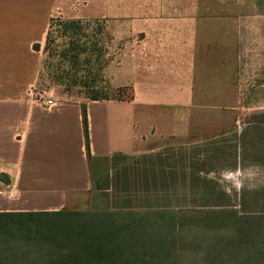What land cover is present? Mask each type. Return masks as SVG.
Masks as SVG:
<instances>
[{"label": "crops", "instance_id": "crops-1", "mask_svg": "<svg viewBox=\"0 0 264 264\" xmlns=\"http://www.w3.org/2000/svg\"><path fill=\"white\" fill-rule=\"evenodd\" d=\"M52 19H98L111 48L102 79L120 99L30 98L32 48ZM248 43L263 77L264 0H0V214L93 213L116 180H188L183 154L227 135L188 143L191 106L231 86Z\"/></svg>", "mask_w": 264, "mask_h": 264}, {"label": "trees", "instance_id": "trees-1", "mask_svg": "<svg viewBox=\"0 0 264 264\" xmlns=\"http://www.w3.org/2000/svg\"><path fill=\"white\" fill-rule=\"evenodd\" d=\"M55 23V19L50 20L44 51ZM59 23L63 35L72 34L71 27L78 24L73 20ZM33 49L38 50V46L33 45ZM77 55L73 54V61ZM106 98V93L101 92L91 91L87 95L88 101ZM252 119L255 120L252 125L235 136L240 148L237 156L243 162L249 159L251 164L264 168V113ZM83 126L86 130L84 112ZM220 138L183 154L188 180H131L130 183L116 180L112 189H116L118 196L111 206L106 201L98 212L0 214V224L20 222L21 227H36L37 223L31 219L37 217L88 219V225H81L86 228L80 231L81 235L76 233L71 240L39 246L44 249L43 259L25 264H173L181 257H198L201 264H264V211L249 207L256 203V193L249 194L248 201L242 191L238 209H224L228 198L213 188L210 181L202 180L215 163L203 161V148L212 147L213 156L221 155L222 151L213 148L218 139L225 143L226 136ZM10 244L15 249L16 245ZM197 244L209 247H185ZM0 264L12 263L0 260Z\"/></svg>", "mask_w": 264, "mask_h": 264}, {"label": "rangeland", "instance_id": "rangeland-1", "mask_svg": "<svg viewBox=\"0 0 264 264\" xmlns=\"http://www.w3.org/2000/svg\"><path fill=\"white\" fill-rule=\"evenodd\" d=\"M58 20L55 19L57 23L51 28L47 50H43L44 45L36 50L39 73L36 83L28 90L30 98L34 101V96L38 94L53 103L74 99L87 101V95L93 91L96 94L109 92V95L120 99V90L111 91L102 79L101 69L111 59V48L106 36H101L102 26L98 19L76 20L78 24L71 27L73 33L67 35H63V27L59 22L68 19ZM249 48H252L250 43L247 47L244 44L240 49L243 56H240V61L236 64L229 88L202 90L206 95L198 99L199 104L191 106L189 137L185 140L188 143L201 141L226 132L225 143L218 139L213 147L222 151L221 155L213 156L210 153L212 147L203 148V161L215 162L210 165L214 169L203 176L213 188L223 192L228 198V206L224 209L237 210L238 196L243 191L248 201L251 198L249 194L256 193V203L249 207L264 211V168L251 164L249 159L243 162L237 156L240 148L235 142V136L255 121L252 117L264 113V87L258 86L264 76L260 73V59L249 56ZM75 53L78 55L73 61ZM217 75L218 71L216 77ZM221 161L223 162L219 164ZM228 174H232L234 178L229 179ZM237 180L241 183L239 188L236 187ZM31 220L37 223L36 227H21L20 222L0 224L1 261L12 264L37 263L43 259V244L71 240L76 233L81 235L80 231L86 229L81 225H88V219L63 216L37 217ZM10 242L13 246L16 245L15 249L10 248Z\"/></svg>", "mask_w": 264, "mask_h": 264}, {"label": "built area", "instance_id": "built-area-1", "mask_svg": "<svg viewBox=\"0 0 264 264\" xmlns=\"http://www.w3.org/2000/svg\"><path fill=\"white\" fill-rule=\"evenodd\" d=\"M34 102L41 106L42 108H51L53 106V102L50 100L44 99L41 95L34 96Z\"/></svg>", "mask_w": 264, "mask_h": 264}, {"label": "clouds", "instance_id": "clouds-1", "mask_svg": "<svg viewBox=\"0 0 264 264\" xmlns=\"http://www.w3.org/2000/svg\"><path fill=\"white\" fill-rule=\"evenodd\" d=\"M228 178H229V179H233L234 177L232 176V174H228ZM236 187H237V188L241 187V183H240L239 180L236 181Z\"/></svg>", "mask_w": 264, "mask_h": 264}]
</instances>
